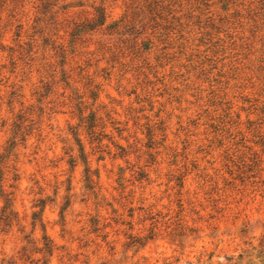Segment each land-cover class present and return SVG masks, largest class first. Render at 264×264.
Here are the masks:
<instances>
[{
	"label": "rangeland",
	"instance_id": "rangeland-1",
	"mask_svg": "<svg viewBox=\"0 0 264 264\" xmlns=\"http://www.w3.org/2000/svg\"><path fill=\"white\" fill-rule=\"evenodd\" d=\"M0 264H264V0H0Z\"/></svg>",
	"mask_w": 264,
	"mask_h": 264
},
{
	"label": "trees",
	"instance_id": "trees-1",
	"mask_svg": "<svg viewBox=\"0 0 264 264\" xmlns=\"http://www.w3.org/2000/svg\"><path fill=\"white\" fill-rule=\"evenodd\" d=\"M5 208H3V210H4Z\"/></svg>",
	"mask_w": 264,
	"mask_h": 264
}]
</instances>
